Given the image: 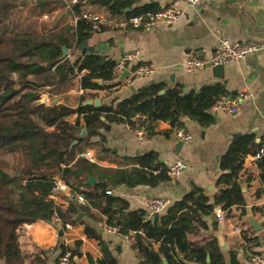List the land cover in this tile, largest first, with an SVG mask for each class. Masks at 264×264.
Returning <instances> with one entry per match:
<instances>
[{
	"label": "trees",
	"instance_id": "1",
	"mask_svg": "<svg viewBox=\"0 0 264 264\" xmlns=\"http://www.w3.org/2000/svg\"><path fill=\"white\" fill-rule=\"evenodd\" d=\"M62 2L0 0V264H34L29 261L23 244L24 224L50 220L56 207L64 223H77L78 212L89 213L90 206L100 214L93 212L92 216L106 219L104 222L119 226L124 232L144 230L132 246L147 264H162V255L167 257L168 264L204 262L205 250L188 239L193 219L213 213L216 205L228 211L236 206L241 211L240 217L247 214L240 179L247 171L244 166L247 156L260 155L257 166L261 187L256 196L264 192V154H261L264 142L256 143L253 136L247 135L225 153L220 163L222 174L217 182L220 192L215 203H209L197 188L189 197L191 205L188 201L173 205L167 214L154 220L145 221V211H128L126 199L107 193L111 186L153 183L170 176L166 165L154 164L155 152L145 155L141 168L130 169L102 168L80 157L85 146L97 145L100 153L107 151L102 143L92 141L99 129L108 128L111 122L127 123L131 128L144 124L147 135L151 136L159 121H168L173 128L180 129L186 116L202 125H211L216 119L213 106L228 92L223 84H208L187 93L182 85H175L162 92L164 87L153 83L117 103L84 105L85 95L77 96L71 90L79 87L110 90L122 81L114 82L119 77L115 61L94 53H78L79 44L94 30L89 21L80 19L75 27L39 26L29 21L34 13L42 17ZM92 2L119 16L160 8L151 3L127 12L133 0ZM81 4L79 0L73 5L76 14L81 13ZM63 47L68 49L67 56ZM45 93L50 94L51 104L41 101ZM138 112L146 115L144 121L133 118ZM83 129L87 135L80 137ZM74 141L78 142L73 145ZM91 175H97L98 180L90 183ZM249 175L253 178L252 173ZM58 177L82 193L87 203L58 206L51 197ZM87 233L95 236L89 230ZM153 243H159L157 250ZM80 247L79 241L71 246L75 256H81ZM178 250L184 253L182 259L176 257ZM98 264L119 263L107 254ZM212 264H223V258L213 259ZM233 264H240L236 257Z\"/></svg>",
	"mask_w": 264,
	"mask_h": 264
},
{
	"label": "crops",
	"instance_id": "2",
	"mask_svg": "<svg viewBox=\"0 0 264 264\" xmlns=\"http://www.w3.org/2000/svg\"><path fill=\"white\" fill-rule=\"evenodd\" d=\"M81 13L93 10L108 17L119 19L126 16L111 14L108 8L94 4L92 0H81ZM154 3L160 8L173 6L184 12L181 19L173 24H159L150 30L136 28L93 30L89 37L78 46L79 52L98 54L118 63L120 58L130 52L137 53L135 60L128 64L132 69L139 65L151 66L155 72L144 78H127L122 84L107 90L81 87L71 90L78 95H85L86 100L100 99V106L117 103L127 99L140 88L156 83L164 87V92L175 85H182L185 93L199 90L208 84H223L227 96H236L243 92L248 99L242 101L241 108L232 112L212 109L215 122L202 125L188 116L183 118L184 125L175 129L168 121L161 120L151 136L141 140L127 123H108V128L101 127L92 141L102 143L107 149L100 153L99 146H85L83 152L92 150L98 166L111 169L141 168L142 160L150 152H155L154 164L171 165L184 161L186 167L177 176L161 178L153 183L130 185L120 183L111 186L112 195L128 201V211H145L148 215V200L164 198L168 206L158 216L167 214L168 209L183 201H188L193 189H199L209 200L215 203L220 192L217 184L222 174L221 160L230 147L247 135L254 137L256 143L264 142V50L251 53L240 61L225 63L222 75L215 72L216 66L189 72L183 68L188 58H205L213 56L221 38L227 37L237 41L253 40L264 44V0H202L198 7H192L186 0H133L131 9ZM159 8V9H160ZM80 14H76L65 2L55 6L45 14L58 16L54 19L57 26H77ZM53 23V22H52ZM76 44V42H74ZM41 101L51 104L49 93L42 95ZM84 101V102H85ZM83 102V103H84ZM95 106V105H94ZM127 124V125H125ZM185 130L193 135L190 142H183L177 137L178 130ZM103 137L104 139L102 140ZM264 150V146H263ZM264 154V151H263ZM260 155H248L245 160L247 171L241 175V187L246 201L247 214L240 217V209L234 206L229 211L224 209V220L215 216L214 207L211 214L200 215L193 219V226L188 239L198 248L205 250V261H186L187 264H212L213 259L223 258V264H233L234 258L240 264H252L255 253H264V192L256 196L261 187L257 161ZM89 161V160H88ZM92 162V161H89ZM249 172L253 174L250 179ZM96 177L97 175H91ZM85 203H78L86 204ZM59 204L69 205L66 194L59 197ZM91 211H79L75 228L70 233L71 246L81 242V256H75L74 264H98L107 254L115 257L119 264H147L139 256L132 244L117 234L105 232L106 219L95 218ZM97 214V213H96ZM100 215V214H97ZM254 216L261 227L255 229L248 217ZM236 227H242L237 231ZM23 244L29 261L34 264H59L58 248L63 239L62 231L50 220H38L24 224ZM87 230L91 232L89 236ZM225 238L226 248H221L219 235ZM158 249L159 243H153ZM171 255V253H170ZM182 259L184 253L176 252ZM162 264H168L165 255L161 256Z\"/></svg>",
	"mask_w": 264,
	"mask_h": 264
},
{
	"label": "built area",
	"instance_id": "3",
	"mask_svg": "<svg viewBox=\"0 0 264 264\" xmlns=\"http://www.w3.org/2000/svg\"><path fill=\"white\" fill-rule=\"evenodd\" d=\"M65 2L69 8L72 9V6L79 2V0H62ZM187 4L192 7H198L202 4V0H186ZM184 15V12L180 9H177L173 6H168L160 8L154 11H147L145 13L133 14L123 18L114 19L106 15L97 13L93 10H85L81 13L80 19H85L89 21L94 30H100L103 28H114V29H125V28H136L142 30H150L159 24H173L181 19ZM46 16V15H45ZM264 50V44L257 41L248 40V41H237L232 40L227 37L220 39L214 54L211 58H188L184 61L183 68L189 72L205 68L207 66H218L224 65L225 63L232 61H240L245 58L247 55ZM137 53L130 52L125 54L118 61L115 72L117 74H122L126 69L130 71L128 80L132 81L135 78H144L152 75L155 72V69L151 66L139 65L135 68L129 69L128 64L135 60ZM248 99V94L239 93L236 96H227L223 95L219 98L217 103L213 106V110H225L227 112H232L239 110L242 105V101ZM135 120L144 121L146 115L143 113H136L133 117ZM127 125V124H125ZM128 126V125H127ZM133 129V132L141 140L147 138V131L144 124L139 125ZM177 137L183 142H190L193 139V135L189 132L181 129L177 132ZM263 149L261 154H263ZM80 157H84L89 161L95 162L96 158L92 150L88 149L87 151L80 154ZM186 167L184 161H177L175 164L166 166V171L169 176H177L181 171ZM108 194H111V190H107ZM62 194H66L68 203H85L87 201L86 197L80 193L78 190L73 189L63 178L58 177L55 180V186L51 197L55 199L57 205L59 206V197ZM61 206V205H60ZM168 206V201L164 198H152L148 200V215L144 218L145 221L152 219L157 213L162 212ZM224 212L222 206H219L215 210V216L219 220H224ZM50 221L53 225L57 226L63 233V239L60 245L63 246L58 248L59 264H74L75 255L71 250V240L70 233L74 230L75 226L72 222H63L58 208L56 207ZM104 230L110 234H117L121 236L125 241L130 244L136 239L138 234H144V230H129L124 232L121 227L116 225H110L105 223ZM237 231H242V227H236ZM252 264H264V253H255L251 257Z\"/></svg>",
	"mask_w": 264,
	"mask_h": 264
},
{
	"label": "water",
	"instance_id": "4",
	"mask_svg": "<svg viewBox=\"0 0 264 264\" xmlns=\"http://www.w3.org/2000/svg\"><path fill=\"white\" fill-rule=\"evenodd\" d=\"M63 50H64V55L67 56V55H68V49H67V47H63ZM214 69H215V72H216L218 75L221 76L222 73H223L224 66H223V65H218V66H216ZM129 73H130V71H129L128 69H126V70L122 73V75L120 76V80H124V79H126V78L129 76ZM96 82H97L98 84H102V80H101V79H97ZM58 102H59V100L56 99V100H55V103H58ZM83 104H84V105H95V106L98 107V106H100V99L87 100V101H85ZM86 135H87V132H86L85 129H83L79 136H80V137H84V136H86ZM77 142H78V141H74V142H73V145L76 144ZM96 179H97L96 177H90V183H94V182H96ZM158 215H159V213L156 214V216H158ZM248 220H249L250 224H251L256 230L259 229V227L262 226V225L259 224L260 222H259L258 220H256L255 217L252 216V215L248 217ZM219 239H220L221 248H226L225 238L223 237L222 234L219 235Z\"/></svg>",
	"mask_w": 264,
	"mask_h": 264
},
{
	"label": "rangeland",
	"instance_id": "5",
	"mask_svg": "<svg viewBox=\"0 0 264 264\" xmlns=\"http://www.w3.org/2000/svg\"><path fill=\"white\" fill-rule=\"evenodd\" d=\"M37 15H38V13H34V15L31 16L29 21L34 23V24H37L39 26H42V25H45V24L46 25H51V24L55 25L54 19L56 17H54V16H58V14H55L54 16L53 15H49V14H47V15L45 14L46 16L44 15V16L41 17V15H40L39 18H38Z\"/></svg>",
	"mask_w": 264,
	"mask_h": 264
}]
</instances>
